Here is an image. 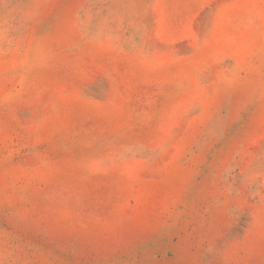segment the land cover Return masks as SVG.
Returning <instances> with one entry per match:
<instances>
[{"label":"rangeland","instance_id":"374dc122","mask_svg":"<svg viewBox=\"0 0 264 264\" xmlns=\"http://www.w3.org/2000/svg\"><path fill=\"white\" fill-rule=\"evenodd\" d=\"M0 264H264V0H0Z\"/></svg>","mask_w":264,"mask_h":264}]
</instances>
